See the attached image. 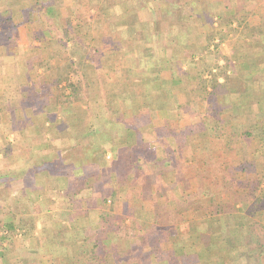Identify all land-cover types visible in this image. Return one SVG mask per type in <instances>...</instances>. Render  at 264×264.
Returning <instances> with one entry per match:
<instances>
[{
  "label": "crops",
  "instance_id": "0c3cea01",
  "mask_svg": "<svg viewBox=\"0 0 264 264\" xmlns=\"http://www.w3.org/2000/svg\"><path fill=\"white\" fill-rule=\"evenodd\" d=\"M39 1L54 4L51 8L55 9L69 5L72 10H77L82 31L93 32V26L102 25V30L108 32L104 38L109 51L114 49L116 54L119 52L123 56L130 54L111 65L115 74L117 65L126 67L124 71L127 73L131 65L154 64L152 74H146L150 75V85L163 83L158 88L159 96L152 98L149 94L153 89L146 87L145 92L141 93L124 88L113 90L109 103L114 113L126 115V118L125 115L122 117L127 124L130 123L127 121L130 118L129 113L139 112L138 119L131 126L139 128L141 138L147 145L155 143V140L148 138V135L155 134L156 138L167 139L174 149L173 152L177 153L179 142L182 140L186 143L184 132L193 129L200 131L203 124L209 123V118H214L213 114H208L211 112L219 113L224 119L230 118V123L235 125L236 130L260 129L264 126V0ZM3 6V0H0V13ZM22 11L27 15H32V12L35 14V10L30 8ZM12 14L17 17L22 13L17 9ZM167 21H170L169 25L165 24ZM14 24L13 27L19 28L17 33L21 29H29L27 22L22 25L18 22L20 26ZM4 28L2 17L0 219H16V223L17 219H37L38 228L42 230L43 227L44 231L42 235L36 233L38 238H27L17 248L12 247L14 253L12 257L8 256V260L14 258L17 263L20 258L26 264H73L76 256L74 264H186L182 253L195 255L192 251L196 245L194 248L191 241L196 236L197 223L202 220L194 218L192 211H200L204 205H212V199L198 198L195 194L198 185L186 183L187 185L183 184L186 187L184 188L183 185L178 186L177 182L175 185L174 179L169 183L173 187H166L165 190L145 184L139 186L140 188L135 185L117 186L115 172H108L103 168L109 159L104 161L106 156L100 155L101 147L99 149L97 145L100 138L104 140L105 135L112 136L115 132L117 116L115 119H108L112 121V128L109 127L107 133L92 136L95 137V144L84 146L81 158L77 161L72 154L51 151L45 136L37 144L39 137L31 134L32 123L28 119V113L33 112L37 105L23 108L20 100L25 94L32 97L36 87L33 84L32 70L27 66L29 45L20 41L18 34L8 37ZM49 31L50 28H44V32ZM104 38L84 40L85 43L101 44ZM216 38H221L223 44L212 48V42ZM209 71L214 75L208 77L206 73ZM126 73L121 75L128 80L121 75L119 77L131 85L130 81L134 79L135 82L137 74L128 76ZM144 73H140V80L144 79ZM23 88H28V93L22 91ZM199 103H205L204 111ZM193 104L194 107L185 108ZM188 111H195V114L191 115ZM18 116L22 119L19 120ZM4 118L8 124H5ZM12 119L16 123L20 121L19 124L22 125L17 128L20 134L16 136L11 130ZM27 129L31 131L25 133ZM13 135L16 140L11 143L14 138L10 137ZM192 138L193 135L191 140ZM215 139L219 140L212 136L206 138L209 141ZM225 139L227 145L231 144V137L225 135L221 140ZM192 143L198 144V139L194 138ZM209 143L208 148L214 144ZM182 149L195 152L188 147ZM54 161L55 166L52 167ZM57 161L61 164L59 168L56 167ZM163 162L164 160L156 159L155 167L161 177L172 178L178 175L173 167L168 171L169 168L166 169ZM235 162L237 165L240 160L236 159ZM213 164L215 167L210 166L212 169L220 168L221 163ZM91 170L92 176L89 177ZM202 171L200 181L210 175L205 168ZM180 190L183 191L182 194L179 193ZM231 190L230 186L225 187L226 192ZM164 192L166 197L159 194ZM162 199L167 202H160ZM171 202L178 205L184 203L185 210L180 211L178 205L173 207ZM124 204L136 210L128 212L127 220L115 222L122 223L123 227H118L119 232H113L109 225L110 219H115V215L121 213ZM150 204L160 208L159 218L168 212H174V217L155 219ZM26 207L30 208L28 213ZM125 228L127 230L123 232V240H117L121 230ZM247 231V227H235L231 235L243 238ZM88 239L99 241L100 248L94 250L96 253L89 250ZM74 241L79 242L77 246L83 252L80 254L77 251L71 257L67 248ZM84 242L87 243L86 246ZM166 247L178 250L175 263L159 259V255L165 254ZM94 254L96 258H93ZM259 255L258 248L222 250L217 246L203 253L202 261H195L193 264H264L260 262ZM3 256L0 253V264H7Z\"/></svg>",
  "mask_w": 264,
  "mask_h": 264
},
{
  "label": "rangeland",
  "instance_id": "374dc122",
  "mask_svg": "<svg viewBox=\"0 0 264 264\" xmlns=\"http://www.w3.org/2000/svg\"><path fill=\"white\" fill-rule=\"evenodd\" d=\"M3 3L4 6L2 12L0 13V18L3 17L4 19V31H6L5 34L8 37L18 34L19 40L29 45L28 55L26 56V59L28 61L27 66L32 70V77L34 81L33 84L36 85V87L34 95H32V97H30V95L28 94H25L22 98H19L21 100L23 108L28 106L35 107V105H37V107L34 108L33 112L30 111L28 113L29 115H31H28V119L32 123L31 134L37 136V138L39 137V139L36 140V143H40L43 139L42 137L45 136L44 138L48 139L49 141L51 151L59 154L63 152V154L66 155L72 154L74 160L77 161L81 158V153L84 146L87 147L95 144V137L93 138L92 136H94V134L97 135L107 133L109 131V127L112 128V125L110 124L112 123V121L110 122L108 119L112 120L115 119V116H117L118 123L115 124V132H113L112 136L105 135L104 140L100 138V143H97V145L99 149L101 147L100 155H102V157L106 156L104 161H108L107 158L109 159L108 162H105V164L103 163V168L105 167L106 171L116 172L117 169H121L119 167H122L124 173L127 174L130 169L128 166L129 164L126 163V159L130 154L122 153V150L126 149L124 148L126 146L123 144L125 142L124 130L126 129L125 126L127 122L125 123V120L122 117L125 114L114 113V111H112L111 106L109 105L111 98L110 95L112 94L113 90H121L124 88H129L132 89L133 92L141 93L145 92L144 88L146 87L147 89H153L149 94L152 95V98L159 96L160 89L158 88H161L160 85L163 86V83L158 84L157 82L155 86L150 85V75L146 74L147 72L149 74H152L153 71L151 69H154V64L143 62V65L139 64L142 67L138 64L137 66L131 65L132 67L128 68L129 70L127 73L126 71H124L126 67L117 65L115 68V74V71L112 70L113 66L111 67V65H114V63L117 62L118 59H125V57L130 54L123 56L120 55L119 52H117L116 54L114 49H110L112 53L109 51V48L106 47V38H104L108 35V32H104L102 30V25L97 26L96 24L95 26H93V29H95L93 32L89 31L88 33L86 31H82L83 28L81 30V24H79L78 22L77 10H72L69 5H67L66 7H57L55 9L51 8L54 6V4L39 0H3ZM42 5L45 7L43 8ZM28 8H30L31 10L34 9L35 14L33 15L32 12V15H27L22 11V9ZM17 9L22 14H19L16 17L12 14V11ZM18 22L20 23V25L27 22L29 29L24 28L17 33L19 28L13 27L12 25L13 23H15L14 26H17ZM167 22L168 23L165 24L169 25L170 21ZM44 28H50L51 31L44 32ZM86 33L88 34L86 35ZM83 37L85 39H91V41H93L95 38L99 39V37H103L104 39L101 44H95L91 42L85 43ZM212 43V48H214V46L217 44H223V40H221V38H216ZM66 61L68 63H65ZM142 71L145 72L144 74H142L144 76V79L140 80L139 75H141L140 73ZM183 71L186 72L187 70L183 69ZM123 72L128 76L132 75V73L134 76L137 74L135 82L133 81V79L132 81H130L131 85L126 84L128 81H126L125 79L127 78L121 75L123 74ZM120 75L125 78V81L122 79V77H119ZM145 75L148 77H146ZM206 75L210 77L211 75H214V73L212 71H209L206 73ZM67 80L75 83L78 88L70 87V84L67 82ZM202 87L204 88L205 86L203 85ZM22 91H26L25 93H28V88H23ZM70 93H75L76 98L67 99L66 95H69ZM120 97L123 98L122 95H120ZM187 107L192 108L194 107V104L186 106L185 108ZM199 107L203 111L206 109L205 103L204 105H200L199 103ZM188 112H190L191 115L195 114V111ZM138 114L139 112L135 113V115L129 113L130 118L127 119V121H130L129 125H131L133 121L138 119ZM208 114L214 115L213 112ZM18 117L19 120L22 119L20 116ZM3 121H5V124H8L6 118H4ZM12 123L13 125L11 126V130L15 132L14 135L16 136V134L19 133L17 131V128H21L22 125L19 124L21 123L20 121L16 123L14 119L11 120V124ZM15 125L16 127H14ZM29 131L31 130L27 129L25 133H28ZM239 131H241V129ZM14 135L10 137L12 139L14 138L13 141H10L11 143L16 140ZM113 136L115 137L113 138ZM156 136L157 135L155 134L148 135L149 140H155V143L153 145H148L149 149L147 148L144 151L137 152L135 156L139 157L138 163L140 166V170H138V175L141 177V184H145L148 187L154 186V188L158 190H165L166 187H173L169 184L171 183L172 179H174L175 185L179 183L182 186L183 184L191 183L194 176L192 174L193 170H196L197 168L204 169L206 167V165L202 166V164H200L199 166H195L193 164V159H196L197 156H201L205 160L204 162H208L212 159L213 162L215 161V163H217V165L218 163L222 162L221 160H224V162L226 161V163L228 164H231L232 162L236 163V159L240 160V162L249 161L250 163H257V161L259 160L258 150L261 146H256L251 142H246L243 145L237 142H231V144L227 145L226 139L225 141H222L221 139H215V141H210L214 144L210 146L209 152L202 155H197L198 153H195L192 150L190 152H187L186 149L184 150L181 148L177 150V153L173 152L174 149L169 144L170 142H168L167 139H163V137L159 139L158 137L156 138ZM241 148L243 149L242 152L236 154V149ZM118 152H121V154ZM119 155H124L125 158L123 162L117 163L116 161L117 159H119ZM156 159L164 160L163 164L166 169L169 168L168 171L172 169L171 167L175 168L178 175L172 178H167L165 176L161 177L159 171L155 167ZM216 159H218V161ZM72 162H74L75 164V161ZM56 163L59 164L56 165V167L59 168V166L61 165L60 161H57ZM109 163L110 166H108ZM258 163L259 167L255 170H259L260 173H264V162ZM54 166L55 161L53 162L52 167ZM210 166H213V164ZM210 166L205 168L206 173L208 172L210 173V175L205 176V180L196 183L198 184V186L202 185L204 186V188H208L209 193L212 196L214 192H219L217 190L219 188L214 187V180H212L213 176L217 174H215L214 172H217L218 170L217 168L212 169L213 167ZM91 176L92 170L89 177ZM179 180L182 182H180ZM11 186H13L12 183ZM182 187H184V185ZM182 192V190L179 191L180 194H182ZM159 194H161L163 197H166L165 192ZM164 200L162 199L160 200V202ZM198 201H201V199ZM165 202H167V200H165ZM171 203L173 207L176 205V202ZM156 208L157 207L154 208L153 205L150 204V209L153 213V216ZM25 210L28 213L30 208L26 207ZM132 210H136V208L131 209L127 204H124L121 213L115 215V219H110V229H112L113 232H119V228L122 229L123 224H116L115 222H122V219L127 220L128 212H132ZM160 212L161 210L158 209L156 215H159ZM197 212L198 210L196 212L192 211V216L194 218H196ZM180 213L176 212V214ZM173 214L175 213L173 212ZM161 219L169 218H166V216L163 215ZM10 220L16 219H0V240L2 237L6 236L11 238L3 243L0 241V253L1 255H11L12 257L14 253L13 248H17L19 245H21L22 240H27V238L30 239L33 237H35L34 239H36L39 237V235L36 233L38 232L42 235L44 231L43 227L41 228L42 230L38 228L37 223V230L33 234H29L27 232L29 231V228H25L24 230H20L19 228L14 233H9V231L4 229V224ZM17 221L18 222L15 223L19 224V219H17ZM247 228L249 229L248 226ZM90 229H92V227H90ZM125 230H127V228L121 230L122 236L120 235V238H117V240H123V232H125ZM77 244H79V242H76L75 245L72 243V245L67 248L68 254H70L71 257H73L77 251H79L80 254H82L83 252V249L77 246ZM94 246V244L90 245L89 250H95ZM25 249L26 248H24V251ZM75 257L74 261H72L73 264L76 261ZM11 259H13L14 264H16V260L14 258L5 260L6 263L11 264L13 261ZM22 264L26 263L22 262Z\"/></svg>",
  "mask_w": 264,
  "mask_h": 264
},
{
  "label": "trees",
  "instance_id": "16d2710c",
  "mask_svg": "<svg viewBox=\"0 0 264 264\" xmlns=\"http://www.w3.org/2000/svg\"><path fill=\"white\" fill-rule=\"evenodd\" d=\"M42 7L44 8L45 6L42 5ZM67 82L70 84V87L78 88L75 83L68 80ZM66 98L75 99L76 94L70 93L69 95H66ZM132 114L135 115V113ZM124 117L126 118V115ZM229 119H224V117H221L219 113L214 114V118H209V123L203 124V127L200 129V131L193 129V131L184 132L183 135L185 136V144L182 142V140L179 142L181 149L183 147L191 148L195 151V153H198L197 155H202L209 152L208 146L210 144V138H208L209 140H206L208 136L216 137L217 139H223L225 135H228L231 137L233 143L237 142L243 145L246 142H251L256 146H261L258 150L259 160L257 163L242 161L236 165L234 162L228 164L226 161L224 162V160H221L222 162L220 164V168L217 172H214L217 174L213 176L212 179L214 180V187L219 188L217 189L219 192H214L211 196L209 190L204 188V186H197V191L195 192L197 197L201 199L211 198L213 204L204 205V207L200 211L198 210L196 213V219L202 220L197 223L195 233L196 236L191 241V244L194 246V248L196 245L195 250L192 251L195 252V255H191L190 253L184 254L185 252L182 253V257L186 261V264H193L195 261L199 263V260L202 259L203 253L208 252L211 247L213 248L217 246L222 250H229L231 248L234 249L239 247L247 248V250H250V248H258L260 250V262H264V173H260L259 170H255L259 167L258 162H264V126L260 129L257 128L239 131L236 130L235 125L230 123L231 121ZM128 125L129 124L126 126ZM228 126H231V128H228ZM124 131L125 133L128 132L129 134L127 133V135L124 137L125 142L123 145L126 146L124 147L126 149L122 150V153L130 154L126 159V163L129 164L128 166L130 171L125 174L122 167H119L121 169H117V171L114 173L116 185H135L137 188H140L142 184L141 177L138 175V170H140L138 163L139 157H136L135 154L147 149L148 145L146 141L141 138L139 128L129 125ZM192 135L193 138L195 137L198 139V144L195 145L192 143ZM114 137L115 136H113V138ZM242 150V148L236 149L235 153L239 154L242 152ZM118 153L121 154V152ZM119 156V159L116 161L117 163L123 162L125 158L124 155H121L120 157ZM193 160V164L195 166L202 164V166L206 165V167H208L215 163V161L213 162L212 159L208 162H204L205 160L201 156H197L196 159ZM213 167H215L214 164ZM202 170L203 169L200 168L193 170L192 174L194 176L191 181L192 184L194 183V185H198L196 182H200V178L202 177L203 173ZM178 186H181V184L178 183ZM226 186H230L232 190L230 192H226ZM177 205L178 204L175 206ZM185 207L186 206L184 203L183 205H178L180 211H184ZM176 208L177 207H175V209ZM158 209L160 208L157 207L156 211H154L155 219L162 218H159V215H156ZM164 211L165 209L162 212ZM163 214L166 216V218L172 219L171 212ZM36 220L19 219V224H16L15 220H10L4 224V229L9 231V233H14L19 228L20 230L29 228V231L27 232L29 234H33L37 230ZM247 226L249 227L247 231L248 233L245 234L243 238L233 237L231 235L233 228H246ZM9 239L11 238L6 236L2 237L0 241L3 243ZM87 242L89 245L95 244L94 247L96 250L100 248L99 241H92L91 239H88ZM84 243L86 246L87 243ZM73 244H76V242L74 241ZM164 251L165 254L161 256L159 255V259L167 263H175L177 260L176 257L178 250L173 247H166V250L164 249ZM92 252L96 253L94 250H92ZM190 255L193 257V259L190 257ZM8 256L9 255H4L3 259L8 260ZM93 258H96L95 254ZM20 260L21 259L19 258L16 264H22V262H26L23 260H21V262Z\"/></svg>",
  "mask_w": 264,
  "mask_h": 264
}]
</instances>
